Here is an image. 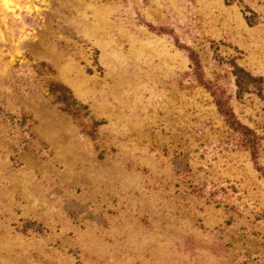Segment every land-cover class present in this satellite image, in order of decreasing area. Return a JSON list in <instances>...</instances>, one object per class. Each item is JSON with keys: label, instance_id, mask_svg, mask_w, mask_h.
<instances>
[{"label": "rangeland", "instance_id": "1", "mask_svg": "<svg viewBox=\"0 0 264 264\" xmlns=\"http://www.w3.org/2000/svg\"><path fill=\"white\" fill-rule=\"evenodd\" d=\"M0 264H264V0H0Z\"/></svg>", "mask_w": 264, "mask_h": 264}, {"label": "trees", "instance_id": "2", "mask_svg": "<svg viewBox=\"0 0 264 264\" xmlns=\"http://www.w3.org/2000/svg\"><path fill=\"white\" fill-rule=\"evenodd\" d=\"M189 57L194 63V70H196L198 68L196 56L192 52H189ZM232 67V72L235 76V84L238 88V92H241L245 90L244 85L253 78L244 68L240 67L236 63L233 62ZM196 78L201 85H203L207 89H210L209 84H207L202 79L200 73L197 72V70ZM55 86L60 89V92L56 97L62 102L67 103L65 95L67 94L69 97H71L68 88L62 84H55ZM210 93L212 95L215 106L218 112L223 116L227 127L236 134L238 146L247 150L252 161L257 164L256 158L259 143L257 134L252 128H250L248 125L244 124L237 118L227 97L223 96V91L217 92L216 89H213L210 90Z\"/></svg>", "mask_w": 264, "mask_h": 264}]
</instances>
